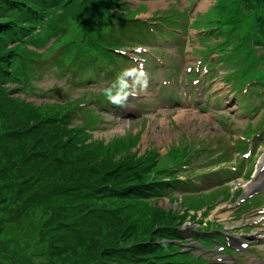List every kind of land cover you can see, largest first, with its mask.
I'll return each instance as SVG.
<instances>
[{"label": "rangeland", "instance_id": "obj_1", "mask_svg": "<svg viewBox=\"0 0 264 264\" xmlns=\"http://www.w3.org/2000/svg\"><path fill=\"white\" fill-rule=\"evenodd\" d=\"M118 1L113 6L105 0H67L50 8L40 0H22L41 13L26 17L21 8L5 5L15 27L18 22L34 26L27 35L7 27L0 39V264L115 263L107 249L126 247L140 236L149 240L155 230L163 243L158 254L176 264H264V174L259 171L264 137L241 172L236 160L241 157L237 143L253 148L264 128V88L259 89L262 97L252 96L251 83L246 95L231 89H241L239 82L250 77L264 80V62L243 77L241 52L228 54L237 45L258 43L256 53L264 57V0ZM119 15L145 20L129 39L137 49L123 47L132 66H137L135 59H145L136 55L141 44L150 47L146 55L154 64L141 81L135 80L131 64L125 65L130 94L122 106L106 104L104 95L105 89L119 86V66L105 63L117 68L115 75L97 72L98 81H83L95 67L71 63L75 51L113 53L96 39L107 30L102 21L118 24L124 20ZM15 29L19 36L12 33ZM208 58L221 69L204 66ZM69 62L80 65L79 73H65L62 66ZM12 63L19 66L16 71ZM193 73L205 79L197 83L198 90ZM211 73L217 75L212 81L207 79ZM174 79L178 82H169ZM192 85L195 99L184 95L193 96ZM161 89L164 103L158 99ZM218 99L222 108L213 105H220ZM81 110L93 115L86 124L96 127L81 125ZM256 126L263 128L253 134ZM129 156L133 180L138 179L134 184L148 185V171L156 180L190 178L199 187H173L154 198L117 196L102 186L107 180L103 169L112 173ZM221 170L234 175L217 174ZM204 174L208 179L198 181L196 176ZM254 182L258 185L249 188ZM69 184L72 190L66 191ZM190 193L196 195L185 197ZM58 201L67 219L52 215ZM21 215L31 219L29 232L16 229ZM166 224H173L179 237L162 235L159 229ZM18 232L30 233L31 241H21Z\"/></svg>", "mask_w": 264, "mask_h": 264}, {"label": "trees", "instance_id": "obj_2", "mask_svg": "<svg viewBox=\"0 0 264 264\" xmlns=\"http://www.w3.org/2000/svg\"><path fill=\"white\" fill-rule=\"evenodd\" d=\"M40 1H43V3L47 6H49L50 8L51 7H58L59 5H63L65 2L64 0H40ZM109 1L110 2L115 1L116 5L120 4V1H118V0H109ZM5 5L9 6L8 9H10V8H18V9L21 8V12L24 14V17L30 15L32 12H36L39 16L41 14L40 11H38V9H36L35 6H32L29 3L24 4L22 2V0H0V39L5 38L1 34L3 33V31L7 30V27L8 28H20L27 35L30 28L33 27L34 25H26L25 24L22 26V24H20L18 22L17 23L18 27H15V25H14L15 23L13 21V18H10L9 14L6 13V11L8 9H6L7 7ZM23 6H27V9H24ZM4 16H7V17H4ZM17 20L21 21L19 19H17ZM114 21H117V20L114 19ZM112 22H113V20H110V22H108V25L112 28V30L110 33H108L106 35L107 38L105 39V41H115V43H116L115 45L120 46V48H122V47H124L123 45H125V43H126L125 42L126 36L128 37V39H130L131 36L133 35V30L137 26L135 24L129 23V21H126L124 19V21L118 22L117 26H119V27L113 28ZM7 23H9L8 26H7ZM115 27H116V25H115ZM12 33L15 36H19L18 31L16 29L13 30ZM260 45L261 44H259V46ZM114 52L118 53L117 51H114ZM116 53L111 54L113 56V58L124 63V61L127 59V57L125 55L124 56L122 55L123 57L116 58L115 57ZM254 54H256V51L254 52ZM88 57H90L92 59H98L97 60V62H98L97 66H98L99 71H100V69H99L100 67L103 68V62L104 61H103V59H101L98 52H94V54H92V55L89 54L85 58L83 57L82 60L86 61ZM111 59L112 58H107L108 61H110ZM100 61H103V62H100ZM261 62L262 63L264 62V57L262 55L253 56V61L251 63L250 71L252 69L258 68L259 63H261ZM16 67H18V66H15V68ZM6 69L9 70L8 63L6 64ZM14 70L16 71L17 69H14ZM114 70L115 69H113V71ZM109 71H111V70H109ZM250 71H246L244 76L250 75L249 74ZM263 84H264V82H263ZM114 91H116V89H114ZM70 103H72V102H70ZM38 110L40 112L41 108H39ZM17 112L21 113V111L20 112L17 111ZM88 117L90 118V115H88ZM81 125H83V124H81ZM129 158L132 159L133 157L129 156L127 159H122L120 161V163L117 165L115 171L112 173H105L109 168L103 169L104 174H105L104 178H107V180H106V183H104V185H102V186H105V188H108L109 191L113 190V192L117 196H121V195L128 196L130 194H134L137 196L141 195L144 197H154V196L161 195L160 194V193H162L161 189H165V185H164V187L158 186V187L152 189V185H153L152 181H157V180L154 177H152V175H149L148 171H145V175H146L147 179L150 180L148 185L146 182L134 184L135 182L138 181V179L133 180V176H134L135 172L133 170V167L131 166L133 162L128 160ZM138 165L139 164L136 165V170L139 173L143 174V172L137 167ZM164 179H166V180L172 179L174 182H179L178 178L174 179L172 176H169V178H164ZM158 181L162 182L163 180H158ZM140 184H142V185H140ZM74 185L77 186L76 182L74 183ZM71 186H72V184H69V188H66V191L72 190V188H70ZM76 188H74V189L76 190ZM107 191L105 192V194H107ZM24 208H27V206H24L23 209ZM57 212H58L57 216H59V215H62V217L66 216V219H67L68 213L65 209H63V206L60 204L59 201L53 205L51 213L53 215ZM63 221L64 220H60L58 222V224L62 225ZM13 222H16V221L14 220ZM29 222H31V219L28 216L21 215L19 217L18 227H16V229H21L23 231L28 230L27 232H29L30 227H31V226H29ZM153 222L156 223V222H158V220H153ZM181 222L182 221H180L178 223V225H180ZM160 226H161V224H158L157 229ZM159 231L162 233V235L170 234V235L179 237V232L177 231V229H175L173 224H166V225L162 226L159 229ZM18 234H19L18 237L20 238L21 241L23 239H27V238L29 241H31V239H32V235L30 233L29 234L27 233L26 236H22V234L20 232H18ZM147 240H148V237L140 236L136 240L130 242L129 245L126 247L107 249L106 253L114 255L115 260H117L115 263H107V264H173L172 261H174V260L168 259L165 256V253L158 254L157 249L160 247L161 250H163L162 249L163 243L159 242L160 237H158V238L156 237V230H155L154 237H152L148 241ZM112 251H114V252H112ZM174 263H175V261H174Z\"/></svg>", "mask_w": 264, "mask_h": 264}, {"label": "clouds", "instance_id": "obj_3", "mask_svg": "<svg viewBox=\"0 0 264 264\" xmlns=\"http://www.w3.org/2000/svg\"><path fill=\"white\" fill-rule=\"evenodd\" d=\"M137 19L144 20L141 18H137ZM143 83L146 86L147 81L145 80ZM126 88H127V82L123 78H121L119 90L114 91L112 88H107L104 90V95L107 97L110 103L117 106H122L127 100L129 95V93L125 90Z\"/></svg>", "mask_w": 264, "mask_h": 264}, {"label": "bare ground", "instance_id": "obj_4", "mask_svg": "<svg viewBox=\"0 0 264 264\" xmlns=\"http://www.w3.org/2000/svg\"><path fill=\"white\" fill-rule=\"evenodd\" d=\"M66 1H67V0H66ZM66 1L64 2V4L66 3ZM71 1H72V0H71ZM105 2H107L108 4H110V1H109V0H106ZM111 3H112L113 6H116L115 1H112ZM64 4H63V5H64ZM90 19H91L92 26H93L94 23H95V18L92 16ZM262 171L264 172V164H263V169H262ZM259 179H262V178L259 177ZM257 185H258V183H257V182H254V183H252V184L249 186V188H251V187H255V186H257Z\"/></svg>", "mask_w": 264, "mask_h": 264}]
</instances>
